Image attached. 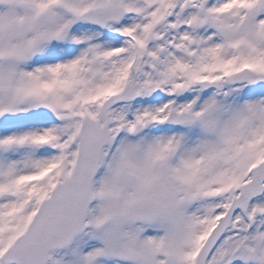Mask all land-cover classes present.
Segmentation results:
<instances>
[{
  "label": "snow or ice",
  "instance_id": "6c2138e0",
  "mask_svg": "<svg viewBox=\"0 0 264 264\" xmlns=\"http://www.w3.org/2000/svg\"><path fill=\"white\" fill-rule=\"evenodd\" d=\"M0 264H264V0H0Z\"/></svg>",
  "mask_w": 264,
  "mask_h": 264
}]
</instances>
